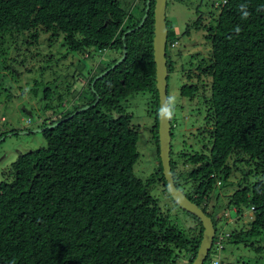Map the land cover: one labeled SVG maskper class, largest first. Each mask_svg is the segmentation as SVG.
Instances as JSON below:
<instances>
[{"label":"trees","instance_id":"16d2710c","mask_svg":"<svg viewBox=\"0 0 264 264\" xmlns=\"http://www.w3.org/2000/svg\"><path fill=\"white\" fill-rule=\"evenodd\" d=\"M155 2L150 1L148 17L137 28L147 0H134L127 8L121 0H0V44L8 35L29 32L26 39L34 45L44 31L63 34L73 51L91 56L94 50L114 52L109 64L83 82L80 103L66 111L47 104V111H53L42 125L47 145L21 153L0 182V264H177L183 252L186 264H192L197 256L202 221L185 210L195 220L193 227L178 228L150 191L159 181L171 196L159 155ZM241 5H246L247 18ZM217 8L206 24L197 20L193 25L206 31L211 63L206 57L197 65L190 61L188 82L180 88L182 95L204 104L198 114H204L200 133L208 137V152L180 153L181 166L171 146V167L177 187L214 225L220 217L213 191L235 170L242 171L223 204L238 215L250 208L252 217L248 226L225 230L229 235L220 253L227 241L264 235V0H221ZM167 26L170 75L176 60L169 50L177 45L171 47L176 38L168 21ZM189 31L190 25L185 34ZM124 44L126 58L93 85L122 56ZM139 92L152 97L151 130L159 156L158 170L147 180L135 173L139 130L120 105ZM85 105L91 106L74 113Z\"/></svg>","mask_w":264,"mask_h":264},{"label":"rangeland","instance_id":"374dc122","mask_svg":"<svg viewBox=\"0 0 264 264\" xmlns=\"http://www.w3.org/2000/svg\"><path fill=\"white\" fill-rule=\"evenodd\" d=\"M133 1L121 0L126 8ZM220 2L221 0L167 1V21L170 29L174 31L172 38L178 41L177 47L169 50V54L174 55L176 67L168 78V95L174 94L178 97L175 116L171 120L172 157L181 166L183 159L180 153L201 150L208 152L204 148L208 137H203L200 133L203 131L204 114H198L199 107L204 104L182 95L180 88L188 82L185 73L188 67L193 66L191 62L197 65L203 57L207 59L210 56L211 45L205 37L206 31L193 25L197 20L206 24L210 13L217 12ZM188 25L190 31L185 34ZM29 35V32H20L13 37L8 35L5 37L6 42L0 44V133H5L0 138V182L6 178L11 164L21 153L47 145L43 132L35 130L43 128V121H47L46 118L53 112L47 111V104L49 107H60V111H66L80 103L79 93L83 90L86 84L83 82L87 81L89 73H95L114 58L111 49L104 53L94 50L92 56L83 50H70L61 33L57 35L40 31L39 41L34 45L28 44L26 37ZM63 93H67L66 97L60 99ZM151 103L149 92L133 93L120 101L121 107L132 115V124L139 130V157L135 173L143 180L154 175L159 167L157 143L151 130L155 120ZM241 176L242 171L235 170L224 184L213 191V202L219 212L217 216L220 217L215 218L218 234L248 226L251 220L250 208L245 207L243 213L238 215L236 209L224 207L226 195L235 190ZM253 180L254 177L250 176L249 181ZM150 191L159 199L162 210L169 214L173 224L185 231L193 227V217L175 204L172 196L164 190L159 181L150 187ZM258 246L262 249H257ZM216 249H210L205 264L219 256L223 261L232 264H264V235L248 242L227 241L220 253ZM176 261L177 264H186L185 252L180 254Z\"/></svg>","mask_w":264,"mask_h":264},{"label":"water","instance_id":"95a60500","mask_svg":"<svg viewBox=\"0 0 264 264\" xmlns=\"http://www.w3.org/2000/svg\"><path fill=\"white\" fill-rule=\"evenodd\" d=\"M150 1L147 0L146 12L137 26L140 28L148 17L150 10ZM167 1L168 0H156L154 7V37H153V50H154V61L156 63V87L159 93V108L168 96V67H167V41H168V26H167ZM133 29L128 30L132 31ZM125 37H123L124 39ZM127 45L124 44L123 54L118 60L113 63L108 69L104 70L102 73L96 76L95 81L109 72L110 69L115 68L119 63H121L127 56ZM208 65H210V60L207 59ZM99 101L97 97L96 101L92 105H96ZM91 105H85L80 109L76 110L74 113L77 114L82 110L88 109ZM73 113V114H74ZM70 115V117L73 116ZM172 120V119H171ZM171 120H162L159 117V155L161 163L163 166V174L167 181V187L170 194L175 202L179 206L193 215L197 216L203 224L204 230L202 235V240L198 248L197 256L195 257L192 264H204L207 256L209 255L210 249L214 242V237L216 234V228L211 216H209L197 203L193 202L182 189L178 188L171 167V142L172 134ZM55 124L51 126H55ZM37 131H42L43 128L35 129Z\"/></svg>","mask_w":264,"mask_h":264},{"label":"clouds","instance_id":"9594fccd","mask_svg":"<svg viewBox=\"0 0 264 264\" xmlns=\"http://www.w3.org/2000/svg\"><path fill=\"white\" fill-rule=\"evenodd\" d=\"M240 11L242 13L243 18L248 17L249 13L247 11L246 5H241ZM237 31H239V28H237ZM177 104H178V97L174 94L168 95L158 110V116L160 117V119L162 120L173 119L175 116V110Z\"/></svg>","mask_w":264,"mask_h":264},{"label":"built area","instance_id":"2783aa9c","mask_svg":"<svg viewBox=\"0 0 264 264\" xmlns=\"http://www.w3.org/2000/svg\"><path fill=\"white\" fill-rule=\"evenodd\" d=\"M177 43H178V41L177 40H174V41H172L171 42V47H175L176 45H177ZM220 183V182H219ZM217 236H218V238H217V240L216 241H214V243H213V245H212V247H211V249L213 248V246L214 247H216L218 250H220V249H222L223 248V240H224V238H226L228 235H229V233H224V232H221V233H217L216 234ZM226 236V237H225ZM216 249V250H217ZM209 264H231L230 262H227V261H223L222 259H221V257L219 256L217 259H215V260H213V261H209Z\"/></svg>","mask_w":264,"mask_h":264},{"label":"bare ground","instance_id":"6f19581e","mask_svg":"<svg viewBox=\"0 0 264 264\" xmlns=\"http://www.w3.org/2000/svg\"><path fill=\"white\" fill-rule=\"evenodd\" d=\"M177 45H178V43H177ZM217 232V231H216ZM214 243V242H213ZM207 259V258H206ZM206 261V260H205ZM205 263V262H204Z\"/></svg>","mask_w":264,"mask_h":264}]
</instances>
